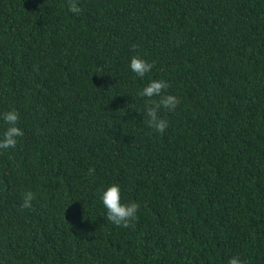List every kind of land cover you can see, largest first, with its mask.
<instances>
[{
	"label": "trees",
	"instance_id": "1",
	"mask_svg": "<svg viewBox=\"0 0 264 264\" xmlns=\"http://www.w3.org/2000/svg\"><path fill=\"white\" fill-rule=\"evenodd\" d=\"M77 3L0 0V139L7 111L24 132L0 150V264H264V0ZM160 79L163 134L138 95Z\"/></svg>",
	"mask_w": 264,
	"mask_h": 264
},
{
	"label": "clouds",
	"instance_id": "2",
	"mask_svg": "<svg viewBox=\"0 0 264 264\" xmlns=\"http://www.w3.org/2000/svg\"><path fill=\"white\" fill-rule=\"evenodd\" d=\"M69 11L74 14H79L82 8L78 5L77 0H69ZM135 48V46H133ZM154 64L147 62L139 56H133L130 61V69L138 76L143 78L149 73ZM169 84L165 80H152L147 84L138 95L145 99L144 121L147 126L153 130L163 134L168 127V122L159 116V111L163 108L166 111H174L179 105L180 100L178 97L166 94ZM158 97L159 99H154ZM2 119L9 127L3 133V138L0 139V150L15 148L17 138L22 137L24 132L17 127L19 113L16 110L7 111L3 114ZM94 173V169H89V175ZM34 195L31 191L22 193V209L32 208V201ZM101 201L106 209L107 221L113 223L117 227L128 228L132 226V221L136 218L139 210V204L122 203L121 190L116 184L107 187L101 194ZM227 264H246L238 256L231 257Z\"/></svg>",
	"mask_w": 264,
	"mask_h": 264
}]
</instances>
